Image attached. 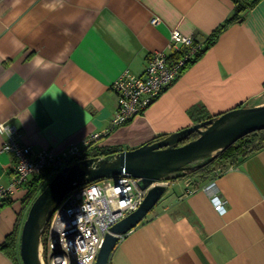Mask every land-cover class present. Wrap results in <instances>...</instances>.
Listing matches in <instances>:
<instances>
[{
    "label": "crops",
    "instance_id": "crops-1",
    "mask_svg": "<svg viewBox=\"0 0 264 264\" xmlns=\"http://www.w3.org/2000/svg\"><path fill=\"white\" fill-rule=\"evenodd\" d=\"M235 5V0H0V122L16 124L21 143L35 151L83 149L95 133L100 136L91 147L122 150L198 118L264 104V0H259L142 114L113 126L118 110L113 83L123 71L142 74L153 52H171L174 29L206 44ZM6 139L0 131V185L15 177V156L2 151ZM185 173L171 176L168 193L120 237L109 264H264V146L203 182ZM33 178L0 207V246L15 226L22 228ZM212 181L224 209L215 207L213 193L205 189ZM188 185L196 190L188 192ZM0 264H16L1 247Z\"/></svg>",
    "mask_w": 264,
    "mask_h": 264
},
{
    "label": "built area",
    "instance_id": "built-area-1",
    "mask_svg": "<svg viewBox=\"0 0 264 264\" xmlns=\"http://www.w3.org/2000/svg\"><path fill=\"white\" fill-rule=\"evenodd\" d=\"M158 21V17L152 19L153 23ZM169 46L171 52H153L142 74L125 70L115 79L113 88L118 93V110L113 126L125 124L142 114L181 76L183 67L195 56L198 48L194 36L179 29L172 31ZM0 131L7 136L2 151L12 152L15 156L14 180L0 185V207L32 176L55 175L78 159L82 150L73 145L63 153L52 149L35 151L30 145L21 143L16 124L2 121ZM99 136V133L90 136L86 144ZM138 180L131 175L104 177L66 194L45 229V264H94L110 226L142 203L148 188H141ZM170 182L171 179L164 181L167 185ZM205 189L213 193L215 207L224 209V202L217 197V183L212 181ZM195 190L196 187L187 186L188 192Z\"/></svg>",
    "mask_w": 264,
    "mask_h": 264
},
{
    "label": "water",
    "instance_id": "water-1",
    "mask_svg": "<svg viewBox=\"0 0 264 264\" xmlns=\"http://www.w3.org/2000/svg\"><path fill=\"white\" fill-rule=\"evenodd\" d=\"M264 129V104L243 105L135 148L78 158L65 165L32 201L20 234L23 264H45L43 235L56 208L73 189L104 177L131 175L147 193L137 209L110 226L94 264H109L120 237L136 227L167 189L171 174L195 171L241 137ZM194 132L196 138L184 142ZM201 160V161H199Z\"/></svg>",
    "mask_w": 264,
    "mask_h": 264
},
{
    "label": "trees",
    "instance_id": "trees-1",
    "mask_svg": "<svg viewBox=\"0 0 264 264\" xmlns=\"http://www.w3.org/2000/svg\"><path fill=\"white\" fill-rule=\"evenodd\" d=\"M259 0H235V10L233 14L217 29H215L208 41H206V44H202L198 40L195 39V44L197 45V51L193 58H191L187 64L183 67V70L186 69V67L190 64L195 62L199 57L202 56V54L210 47L212 46L219 35L231 24L236 22L243 21L245 13L252 7H254ZM195 38V37H194ZM168 88V87H167ZM166 88V89H167ZM165 89V90H166ZM197 121H202L201 118L196 119ZM166 134H162L159 136V138L165 137ZM198 136L197 132H194L191 134L184 142H187L193 138H196ZM157 139V138H156ZM153 139L152 141L156 140ZM150 141V142H152ZM92 143L86 145L85 148H83L78 155V158H83L87 156H94V155H105L114 153L117 151H120L121 149L117 146H110L105 147L103 149H97L96 147H91ZM264 146V129L260 131H255L252 133H249L243 137H241L239 140H237L234 144H232L230 147H228L226 150L221 152L215 159L208 162L204 166L200 167L199 169L195 171H188L186 173H190L191 175L196 176L198 181H204L208 179L211 175L215 173V171H223L228 167L229 164L235 163L236 160L240 157H246L253 152L257 151L258 149H261ZM201 161V160H199ZM184 171L181 172H175L172 173V177H179L182 176ZM185 173V174H186ZM47 173H42L41 175H35L31 181H30V189L25 197V209L28 210L30 204L35 199V197L38 195V193L45 187L46 183L49 181L50 177H53L49 175V177H46ZM20 232H21V226L17 225L15 226L14 230L6 237L5 241L1 244V249L5 251V253L11 257L16 264H22L21 258H20V251H19V245H20ZM46 230L44 231L43 235V241H45ZM46 256V254H45Z\"/></svg>",
    "mask_w": 264,
    "mask_h": 264
},
{
    "label": "rangeland",
    "instance_id": "rangeland-1",
    "mask_svg": "<svg viewBox=\"0 0 264 264\" xmlns=\"http://www.w3.org/2000/svg\"><path fill=\"white\" fill-rule=\"evenodd\" d=\"M51 178H52V177H50V179H51ZM50 179H49V180H50ZM168 191H169V187L166 189L165 194H167ZM43 255H44V250H43ZM20 258H21V255H20ZM21 261H22V258H21ZM22 264H23V261H22Z\"/></svg>",
    "mask_w": 264,
    "mask_h": 264
}]
</instances>
